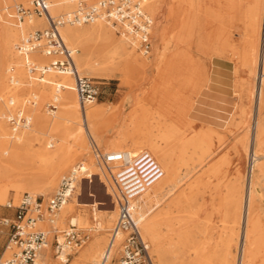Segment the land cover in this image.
<instances>
[{
  "label": "rangeland",
  "instance_id": "obj_1",
  "mask_svg": "<svg viewBox=\"0 0 264 264\" xmlns=\"http://www.w3.org/2000/svg\"><path fill=\"white\" fill-rule=\"evenodd\" d=\"M19 1L13 0V5L11 4L6 11L1 10L0 39L2 37V26L6 25L7 13L15 14V5ZM52 1L56 3L58 0ZM237 2L238 0H164L162 6L164 16L160 20L158 32L155 31V27H152L151 51L148 55H143L134 47V53L139 60L125 80L118 69L115 70L113 75H105L104 77H100L95 73L94 68L102 65L106 59L99 54L97 49H92L90 51L92 53L84 57L85 63H90V65H87L88 68L80 66L75 58L80 74L99 84L101 93L95 102L102 103L107 107V112L99 119L103 129L102 135L99 137L86 135L81 122L75 91L74 104L71 109L77 111L79 124L77 131L75 130L72 133L73 135L64 136L51 131L48 126L43 129L34 126L33 120L36 114L33 111L31 112L30 109L37 107V104L33 105V103L37 102L34 91L37 86L35 83L39 80L30 79L29 77V81L15 85L16 87L12 90V93L17 96L18 100L10 106V111L23 110L25 104L26 110L23 111L24 114L30 117L31 123L28 128L21 130L29 131L33 129L34 137L30 143L32 149H39L43 145L48 151H53L56 148L57 141H61V147L57 150V160L65 159L78 148L76 135L78 137L83 136L87 149L84 154L59 172L57 182L51 188H46L40 193L23 189L15 202V187H24L25 184L23 175L19 170H13L4 175L0 180V186L7 191V202L11 201L16 205L21 196L28 192L39 195L43 199V206L45 207L48 198L58 188L61 177L69 172L75 164L83 161L88 172H91L90 165L97 166L99 176L94 175L92 181L89 177L82 178L84 175L79 176L76 187L71 194L72 197L67 200V203L74 202L77 195L82 194L80 197L82 201L91 202L96 198L98 202L103 203L98 207L107 209L109 214H112V209L116 207V187L94 160L90 138L104 151H120L114 147L109 148L106 143H115L117 141V131L125 128L130 132V142L145 143V136L141 132H146L148 124L152 121L161 119H157L158 116L156 115L166 114L170 111L172 117H169V119L176 120L174 125H177L178 138L169 143L170 151L165 159L167 168L161 171V183L153 181L144 190L145 194H151L155 187L161 188L157 192L160 198L159 204L155 208L151 207V203L147 200L142 202L135 200L138 212L154 211L159 217V249H170L172 264H221L222 262L241 264V248L238 245V238L243 230V224L241 222L235 223V202L240 200L242 206L244 201L245 207L248 191L254 182L258 194L256 204H259V207H257L258 210L254 218L255 235L251 245V249L255 254L250 264H264V172L261 175L256 165H254L252 171L250 159L253 122L258 112L264 115V105L259 106L257 109V93L254 90V85L255 87L258 85L256 76L259 70H257V67L260 68L263 55L264 0H262L259 32L256 37L254 32L247 27L246 18L242 15V10L240 6L238 7ZM23 5L29 7L24 2ZM183 8L187 10V14L192 20L191 30L188 34L184 33L185 42L174 47V50L176 51L175 56L186 64V72L190 74L191 78H188L191 81L189 80L190 83L187 81L188 87L182 92L183 96L179 94V96L181 95L180 98H176L171 103L168 95H166L167 84L164 83L167 79L166 60L159 61L157 66L155 60L157 57L160 58L163 54L162 51H167L169 45L167 42L171 39L173 33L178 30L177 17L180 16L179 13ZM64 11L67 10H59L57 13L50 11V13L56 16ZM171 11L175 16L172 17ZM31 17L34 20L38 18L35 15ZM9 19L13 23L18 22L14 16ZM172 26H174L173 30L169 29ZM37 28L23 24V32L19 34L11 47L14 54L17 52L14 44ZM116 32L117 35H120L118 29ZM66 44L76 49L75 54L77 56V52H80V50L68 43ZM140 59L148 60V64L145 67L140 66ZM253 61H255L254 64ZM47 62L48 58L42 63ZM178 67L179 64L175 66V69ZM252 69H254L253 72ZM193 72L200 75L198 84L203 87L199 94L193 92ZM26 74L29 75L27 71ZM46 76L47 74L45 78ZM72 82L74 85L73 79ZM51 86L54 87L53 84ZM33 87L34 90H31ZM2 93L0 92V95ZM9 93L11 92L3 94L4 98L0 100V112L4 111L5 115L11 113L6 112L3 105ZM205 93L207 94L205 95ZM51 96L52 93L45 97L41 104V112L47 119H52L47 106L53 99ZM202 97H205V102H201ZM26 99L28 100L26 101ZM221 101L226 102L227 106H222ZM57 103L58 109L56 110L58 111L63 108V105ZM213 105L217 110L210 120L211 107L215 108ZM0 119L3 120L10 132L6 116H0ZM193 120L196 121L194 124ZM160 122H163V120L161 119ZM200 129H209L215 132L219 136L220 142L222 141V145L215 151L217 153H214V156L211 155L210 159L204 157L198 145L195 144L193 135ZM49 142H52V147L46 145ZM214 142L217 145L216 138ZM141 149L149 151L147 144ZM134 151L139 152L141 150ZM237 152L241 154L240 158H236ZM261 152L264 153V146L261 147ZM222 155L223 160L228 161L227 168L223 167L221 169L218 167L216 171H219V173L216 171L212 173L209 166L210 162ZM263 158H258V161H264ZM141 167H143V171L147 170L144 164ZM225 171L226 175L224 174ZM238 179L241 188L239 193L236 194L235 183ZM105 188L110 192L109 195H105ZM88 193L94 194V197H88ZM7 202L0 204V216L5 212H9L10 216L14 214L13 208L5 206ZM93 208L94 206L91 205L81 206L68 212L65 217L60 211L54 223H45L47 226H42L45 230H51L49 235L50 241H52L53 233L59 232L70 225L68 219L76 213L78 214L76 210H81V213L87 217L82 223L76 224V227L87 233L88 239L79 248L70 250L68 261L62 264H71V261H75V257L87 248L95 238H103L101 242L102 257L103 249H105L108 241L109 230L116 219L117 208L109 227L106 226L105 219L92 214L95 211L101 214ZM98 223L101 225V229L96 231ZM141 235L149 244L153 263L157 264V254L151 240L145 237L142 232ZM4 240L5 238L0 236V255ZM228 242L233 245L230 246ZM47 250L52 262H62L55 256L53 241L50 242ZM178 257L181 258V263ZM113 258L115 260H111L110 264H116L118 250ZM96 262L93 264H99ZM80 264L92 263L85 261Z\"/></svg>",
  "mask_w": 264,
  "mask_h": 264
},
{
  "label": "bare ground",
  "instance_id": "obj_2",
  "mask_svg": "<svg viewBox=\"0 0 264 264\" xmlns=\"http://www.w3.org/2000/svg\"><path fill=\"white\" fill-rule=\"evenodd\" d=\"M12 1L13 0H0V13L1 10L6 11L11 6V4L13 5ZM20 1L29 6L28 8L31 7L30 0ZM163 2L164 0H153L146 6L147 10L153 17V27H155L156 32H158L160 20L164 16V11L162 9ZM237 5L238 7L240 6L242 15H244L246 18L247 27L250 31L254 32V36L256 37L259 32L262 0H238ZM71 7L72 6L69 4H62L57 1L52 5L50 11L53 13H57L59 10H69ZM171 14L173 17V11H171ZM13 15L14 14L7 13V19L5 20L6 25L2 26V37L0 39V92H3L2 95L11 92L7 96V99L5 98L6 102L4 101L3 104L4 108H6V112L11 113H13V111H10V106H12L14 102L18 100L17 96L12 93V90L15 89V85L29 81L28 79L30 77V75L26 74L21 56L18 54V52H15V54L12 52V44L17 39V37H19V34L23 32V24L32 28H45L47 26L44 18H36L35 20L33 18H25L24 20L18 21L17 23H13L9 19L13 17ZM179 15L180 16L177 17L178 30L177 32L173 33L171 39L167 42L169 44L167 47V51H162L163 54L160 53V58L157 57L155 60L156 66L158 65L159 61H162L163 59L166 60L165 64L167 65V79L164 81V83L167 84L166 95H168L171 103L176 100V98H180L181 95L179 96V94H182L183 96L182 92L185 91L188 87L187 81H191L190 74L186 72V64L181 62L178 57L175 56L176 51L174 50V47H177V45H179L180 43L185 42L184 33L188 34V32L191 30L192 20L190 19L189 14H187V10L185 8L181 10ZM173 27L174 26L170 27L169 29L173 30ZM262 28L264 32V22ZM59 30L66 43L80 50V52H77V56L75 54V58L78 64L80 66H83V68H88L87 65H90V63H85L84 57L89 53H92L90 52L92 49H97L99 54L106 58L102 65L94 68L95 73L100 77H104L105 75H113L115 70L118 69L123 76L122 78L125 80L135 64L138 63L139 58L137 57V55H135L133 50L135 48L130 45L128 41H126L125 38L121 36V34H116V27L112 26L111 24H107L104 21L96 20L93 23L85 25L64 24L59 28ZM262 35L263 55L261 66L260 68L259 66L257 67V70H259L258 75L256 76L258 78V85L257 87H255L254 85V90L257 93V109L259 108V106L264 105V33ZM31 57L39 63L44 62L47 58L43 54H39L37 52L31 53ZM140 60V66L145 67L148 64V60ZM254 62L255 61H253V64ZM177 64H179V67L175 69V66ZM253 70L254 69H252L251 71L253 72ZM30 79L32 78L30 77ZM192 79L194 87L193 92H196L197 94L201 93L203 86L198 84L200 75H198L197 72H193ZM35 84L37 86L35 87L34 96L35 98H37V102L35 101L33 105L37 104V107L34 108L35 110L30 109L31 112L33 111V113L36 114L33 120L35 128L39 127L43 129L45 126H48L49 129L53 132H58L64 136H70L77 129L79 124L77 111L71 109V106H73L75 99L74 85L71 77L65 73H59L51 70L47 73L46 78L44 77L43 80L38 81ZM52 84L54 85V87L51 86ZM56 86H59V88L57 89ZM31 90H34V87ZM51 93V98L53 99L47 105L54 104L56 105V109H58L57 102H59V104L63 105V108L58 111L56 109L48 110L49 113H51L52 119H47L41 112V104L43 102V99L45 97H48ZM206 94L207 93H205V95ZM2 95H0V100L4 98ZM205 97L201 98V102H205ZM27 100L28 99H26V101ZM220 103L222 104V106H227V103L224 101H221ZM213 106L215 107V105ZM168 108L169 110H171L170 107ZM23 110H26L25 104L23 106ZM216 110V107H211V116L209 115L210 120L214 117ZM106 112L107 107H105L102 103H96L95 101H93L85 106V122H83L82 118L81 122L86 131V135L88 134L90 137H99L102 135L103 129L99 119ZM171 115L172 114L170 113V111L166 114L156 115L158 116L157 119L161 118L163 122H160L161 119L158 121H152V123L148 124L146 132H141V134L145 136V143L139 141L130 142V132L125 128H121L117 131V141L115 143H106V146H108L109 148L114 147L116 149H119L120 151H125L131 154L135 153L134 150H141L138 152L139 156L133 160L129 167H125L123 169L115 168L114 171L121 174V180L123 179L121 184H125L136 179L144 181L145 177L148 180L150 179L149 181H147V183L144 184L143 189L137 194L136 200L137 202L147 200L151 203V207L155 208L156 206H158L160 201L159 194L157 192L161 188L155 187L153 189V193L151 194H145L144 190L146 189L147 185L152 183L153 181L161 183V171L167 168L165 159L169 155V143L172 140L178 138L177 136L179 132L176 130L177 125H174V122H176V120L169 119V117H172ZM0 116L7 117L4 111L0 112ZM25 116L31 123L30 117L26 114ZM192 122L194 124L196 121L193 120ZM29 126L30 124L25 128H28ZM155 131L157 132L156 134ZM193 136L195 139L194 141L196 142L195 144L198 145V148H200L204 157H209V159L210 156L213 155L215 151L222 145V141L220 142L219 136L209 129L197 130L195 135ZM33 137V129L29 131L20 130L16 133H13L10 129L9 132L3 120L0 119V180L9 172L13 170H19L23 175L25 183L24 187H15L16 194L14 197V202L19 198L23 189L33 193H40L43 192V190L46 188H51L56 184L59 172L67 167L73 160L84 154L87 149L85 139L82 138L83 136L78 137V135H76V144L78 148L71 152V155L67 158H61L57 160V150L59 147H61V141H57L56 148L53 151H48L43 145H41L39 149L34 150L31 148L30 144ZM215 138L218 142L217 145L214 142ZM146 144L149 148V151L141 149ZM46 145L48 147L53 146L52 142L46 143ZM262 146H264V115L261 112H258L253 122V136L250 159L252 171L254 165H256L257 170L260 171L261 175H263L264 172V161H258V158L264 157V153L261 152ZM240 157L241 154L237 152L236 158ZM223 159L224 158L222 155L218 159H213L210 162L209 166L212 173L216 171L218 167L221 169H223V167L227 168L228 161H224ZM142 164L145 165L147 170H142ZM76 165L77 164H75L73 168H75ZM79 165H82L84 168H86V164H84L83 161L80 162ZM89 167L91 168V172H88L87 177H89L92 181V177L94 175H98L99 172L97 170V166L90 165ZM156 169L160 172L159 176H152L154 170ZM216 172L219 173V171ZM224 174L226 175V171L224 172ZM106 188L105 195H109L110 192H108V188ZM240 188L241 185L238 179V181L235 183L236 194L239 193ZM250 188L251 189L248 191L245 207L244 201L243 205L241 206V201L238 200L235 202L234 209L235 223L238 224L239 222H241L243 224V230L238 238V245L241 248V264H250L252 257L255 254L251 249V245L253 243L255 235L254 218L259 204H256L258 194L254 182L252 183ZM6 192V189L0 186V204H4L7 202ZM81 196L82 194H78L77 198L74 199V202L67 203L66 201L59 209V212H57L52 223L56 221V218L58 217L60 211L65 217L68 212L78 209V207L91 205L94 206V210L101 212V214H99L95 211L92 214L94 216H99L105 219V223L107 224L106 226L109 227L111 224V220L115 216L116 207L112 209V214H109V210L100 209L98 207V205L103 203L98 202L96 198L91 202H84L80 199ZM87 196L94 197V194L88 193ZM71 197L72 195L70 196V198ZM136 207L137 206L135 205L134 214L139 223L142 234L145 237L149 238L153 244L154 251L157 254V264H172L170 258V254L172 252L170 251V249H159V217L157 216V213H155L154 211H145L144 213L138 212ZM76 211L78 212V214L76 213L75 215L69 217V224L76 225L78 223H82L87 218L85 217V214L81 213V210ZM45 223L50 224L48 220L44 219L39 221L37 226L41 228L42 226L46 227L47 224ZM96 228V231L101 229V225L98 223L96 225ZM47 231L50 232L51 230ZM120 239V237L116 239L115 244L111 249L110 255L103 263H101V242L103 241V238H95L93 241H91L87 248H85L77 257H75V261H71V264H80L81 262L85 261H90L92 264L95 261H97L96 263L99 264H110L111 259L117 252V246L119 245ZM49 244L42 250L41 254L39 255L37 261L38 264H62L63 262L51 261L49 251L47 250ZM228 244L230 246L233 245L229 242ZM6 254H9L8 250H6L3 255L5 256ZM178 259L181 263V258L178 257ZM67 261H65L64 263H66ZM221 264L231 263L222 262Z\"/></svg>",
  "mask_w": 264,
  "mask_h": 264
},
{
  "label": "built area",
  "instance_id": "obj_3",
  "mask_svg": "<svg viewBox=\"0 0 264 264\" xmlns=\"http://www.w3.org/2000/svg\"><path fill=\"white\" fill-rule=\"evenodd\" d=\"M62 4L72 7L56 16L50 13L54 2L52 0H30L31 9L25 7L21 1L15 5L17 21L25 17L44 18L47 26L29 32L18 43L15 49L22 57L24 67L31 78L43 80L45 75L53 70L65 73L74 81V91L81 111V118L85 122V106L96 101L101 91L99 84L91 78L81 75L76 62V50L69 47L60 34L59 28L64 24L85 25L101 20L116 27L121 36L130 45L143 54L151 51V31L153 17L146 6L153 0H58ZM37 52L48 58L47 63H39L32 59L31 53ZM57 89L59 86H56ZM48 110H55L56 105H47ZM13 133L27 127L29 119L22 110L8 113L6 117ZM91 152L94 160L108 175L116 187V219L109 230L108 241L101 257L103 263L111 253L115 241L120 237L118 258L116 264H154L149 244L143 239L139 223L135 218V200L137 194L149 181L138 179L121 184V174L115 168L129 167L139 153L125 151H104L90 138ZM156 169L152 176H159ZM87 177L88 171L82 165L64 174L56 191L48 198L46 206L39 195L24 193L18 204L11 201L5 205L13 208L12 216H0V236L4 237L3 250L0 255L1 264H38V257L42 250L53 241L56 258L65 262L70 250L79 248L88 239V234L70 224L67 228L53 233L50 241L49 231L37 226L41 220H54L62 205L70 198L76 187L79 176ZM149 178V177H148ZM151 178V177H150ZM106 187V185L104 184ZM8 250L9 254L3 255ZM112 258L111 260H113ZM115 260V259H114Z\"/></svg>",
  "mask_w": 264,
  "mask_h": 264
},
{
  "label": "crops",
  "instance_id": "obj_4",
  "mask_svg": "<svg viewBox=\"0 0 264 264\" xmlns=\"http://www.w3.org/2000/svg\"><path fill=\"white\" fill-rule=\"evenodd\" d=\"M4 216H10L9 212L3 213Z\"/></svg>",
  "mask_w": 264,
  "mask_h": 264
}]
</instances>
